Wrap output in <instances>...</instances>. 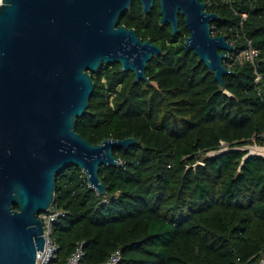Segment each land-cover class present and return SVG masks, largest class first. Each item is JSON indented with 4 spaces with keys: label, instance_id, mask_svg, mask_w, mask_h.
I'll use <instances>...</instances> for the list:
<instances>
[{
    "label": "trees",
    "instance_id": "obj_1",
    "mask_svg": "<svg viewBox=\"0 0 264 264\" xmlns=\"http://www.w3.org/2000/svg\"><path fill=\"white\" fill-rule=\"evenodd\" d=\"M202 1L219 16L211 33L225 35L232 53L249 40L255 65L229 66L221 88L185 49L183 15L173 36L159 22L158 0L148 14L134 0L119 24L161 47L146 64L150 83L103 64L91 73L94 89L75 130L92 143H138L113 149L117 166H100L103 195L77 166L56 175L55 264L79 243L82 264L115 253V264H264V156L247 148L264 145V0Z\"/></svg>",
    "mask_w": 264,
    "mask_h": 264
},
{
    "label": "water",
    "instance_id": "obj_2",
    "mask_svg": "<svg viewBox=\"0 0 264 264\" xmlns=\"http://www.w3.org/2000/svg\"><path fill=\"white\" fill-rule=\"evenodd\" d=\"M133 1L1 0L0 264H35L45 242L38 215L53 203L59 172L77 166L88 186L103 195L100 166H117L113 149L138 143L134 137L92 143L75 130L94 89L91 73L103 64L118 63L134 73L135 82L150 83L146 64L162 49L119 24ZM154 1L138 0L142 13ZM158 3L159 22L170 25L173 36L183 15L185 49L224 88L231 70L223 60L233 46L225 35L211 33L210 23L219 16L202 0Z\"/></svg>",
    "mask_w": 264,
    "mask_h": 264
},
{
    "label": "built area",
    "instance_id": "obj_3",
    "mask_svg": "<svg viewBox=\"0 0 264 264\" xmlns=\"http://www.w3.org/2000/svg\"><path fill=\"white\" fill-rule=\"evenodd\" d=\"M1 2V0H0ZM245 16L244 14H242ZM258 57V50L251 45L249 40L246 41V46L239 50L236 53L226 52V64L227 67L242 64V63H251L255 65V60ZM259 77H257L258 79ZM52 206V205H51ZM58 212L52 207L48 209L47 212L40 213L38 217L42 220L44 226L43 236L45 238L44 247L41 251H37L35 264H55L54 258L55 253L57 251V245L51 238L52 226L53 222L56 220L58 216ZM83 256L82 245L81 243L75 248L73 253L67 258L65 264H82L81 258ZM118 253L112 254L110 258L103 263L100 264H115L118 260Z\"/></svg>",
    "mask_w": 264,
    "mask_h": 264
},
{
    "label": "crops",
    "instance_id": "obj_4",
    "mask_svg": "<svg viewBox=\"0 0 264 264\" xmlns=\"http://www.w3.org/2000/svg\"><path fill=\"white\" fill-rule=\"evenodd\" d=\"M254 146L255 148L249 149V151H251L252 153H256V154H260L262 156H264V145H251Z\"/></svg>",
    "mask_w": 264,
    "mask_h": 264
},
{
    "label": "rangeland",
    "instance_id": "obj_5",
    "mask_svg": "<svg viewBox=\"0 0 264 264\" xmlns=\"http://www.w3.org/2000/svg\"><path fill=\"white\" fill-rule=\"evenodd\" d=\"M247 148H249V149H252V148H255L254 146H251V145H249V146H247Z\"/></svg>",
    "mask_w": 264,
    "mask_h": 264
}]
</instances>
